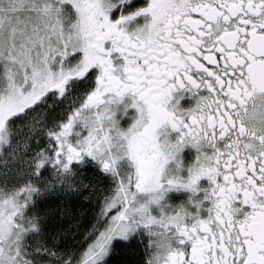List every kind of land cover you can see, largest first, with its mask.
I'll use <instances>...</instances> for the list:
<instances>
[{"label":"snow or ice","instance_id":"obj_1","mask_svg":"<svg viewBox=\"0 0 264 264\" xmlns=\"http://www.w3.org/2000/svg\"><path fill=\"white\" fill-rule=\"evenodd\" d=\"M178 89L196 106L174 108ZM125 94L138 116L122 129ZM257 97L264 0H0V264H264V152L241 143ZM165 124L179 133L167 150ZM185 145L188 176L164 177ZM101 172L116 188L85 228ZM201 177L206 216L165 211L169 189L199 191ZM144 235L137 260L121 242Z\"/></svg>","mask_w":264,"mask_h":264},{"label":"flooded vegetation","instance_id":"obj_2","mask_svg":"<svg viewBox=\"0 0 264 264\" xmlns=\"http://www.w3.org/2000/svg\"><path fill=\"white\" fill-rule=\"evenodd\" d=\"M138 3H144V0H138ZM147 19H150V17H146L144 15L136 17L133 21H131L128 24V30L131 31L134 29L137 25H143ZM205 90H200L199 95H203ZM182 95V98L180 99V106L184 108H188L192 106L195 103V100L197 98L196 95H193L189 93L186 90H180L178 89L176 92L173 93V101L170 103H174L176 100V97H180ZM133 101V97L131 94H125V96L120 101V104L117 106L119 110L115 113V118L119 121V126L122 129H127L137 118L138 112L135 107H127L126 110H124L125 105H131ZM160 135L158 136V139L163 140L165 135L167 138L171 141H175L179 133L175 130H172L170 125H163L160 129L157 130ZM197 157V150L193 148L191 145H185L184 148L178 153L177 157L168 161V163L165 165V169L163 172V176L167 177L168 175H180L181 177H187L189 172V166L196 160ZM177 159L180 160V166H177ZM130 162L128 161H122V166H128ZM101 176L104 177L102 182L108 187L116 188V180H114L111 176H107L100 173ZM210 184V181L207 177H201L197 188L199 191H192L190 189H182V188H172L169 189L165 195L163 200L161 201V204H168L170 207L166 208L165 211L173 210L176 206L184 205L185 208H187L190 212L196 213L199 211L200 215L206 216L207 215V206L210 204V201L203 200V197L205 195L204 189H207ZM140 198L147 199L148 194H140ZM196 201H202V206L197 209ZM235 206L240 207L241 202L236 201L234 202ZM151 210L154 214L159 213V206L153 204L151 205ZM249 206L245 205L241 212L237 215L242 217L243 214L247 211H249Z\"/></svg>","mask_w":264,"mask_h":264},{"label":"clouds","instance_id":"obj_3","mask_svg":"<svg viewBox=\"0 0 264 264\" xmlns=\"http://www.w3.org/2000/svg\"><path fill=\"white\" fill-rule=\"evenodd\" d=\"M182 95L183 94L181 93V96L176 98V104L173 105L174 108L179 111H184L196 106L199 97H197L195 103L188 108L180 106V99L182 98ZM135 120L133 123H135ZM241 121L248 132L255 133L254 137L248 136L241 142L244 146L242 150L251 151L254 153L264 152V97H257L255 103L252 104L249 110L242 114ZM160 143L162 149L167 150L168 145L174 143V141L169 140L165 135L164 139L160 140Z\"/></svg>","mask_w":264,"mask_h":264},{"label":"trees","instance_id":"obj_4","mask_svg":"<svg viewBox=\"0 0 264 264\" xmlns=\"http://www.w3.org/2000/svg\"><path fill=\"white\" fill-rule=\"evenodd\" d=\"M99 204L100 202L96 198L95 202L92 204L91 208L89 209V213H88L89 219L86 221L85 228L90 227L91 224L96 220V216L97 214H99V211H100ZM83 238H84V231L82 230L75 237V240H83V243L79 245L81 250L85 249L87 247V243L91 242V239H92V238H89L88 240H84ZM121 243L122 245H128L130 248H134L137 251L138 254L136 257H134L135 259L139 260L141 257H143V259L145 260L147 259V257L144 255V249L141 245L134 244V243H131V244L123 243V242ZM116 259L118 261H122V260L133 259V257L129 255V252L127 249H123L121 251H118Z\"/></svg>","mask_w":264,"mask_h":264},{"label":"rangeland","instance_id":"obj_5","mask_svg":"<svg viewBox=\"0 0 264 264\" xmlns=\"http://www.w3.org/2000/svg\"><path fill=\"white\" fill-rule=\"evenodd\" d=\"M66 7L70 8V5H66ZM73 19L75 18V15L73 13ZM102 189L103 191L101 192V194L99 196H97V199L99 200L100 204H99V210H101V208L103 207V203H104V198L106 196L112 195L115 191V188L112 187H108V185L104 184L102 182ZM100 212V211H99ZM111 214H114V210H111ZM123 243H134V244H139L143 247V249H145V245L147 244V236L144 235L143 237L141 236H137L134 240H132L131 242H123Z\"/></svg>","mask_w":264,"mask_h":264}]
</instances>
